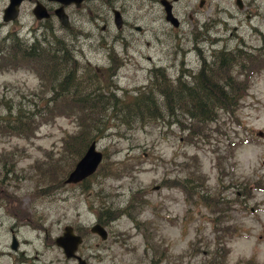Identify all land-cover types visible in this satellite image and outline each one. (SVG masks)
<instances>
[{"label":"rangeland","instance_id":"obj_1","mask_svg":"<svg viewBox=\"0 0 264 264\" xmlns=\"http://www.w3.org/2000/svg\"><path fill=\"white\" fill-rule=\"evenodd\" d=\"M126 1L124 18L142 33L127 25L118 30L111 21L102 31V22L91 24L85 9L79 14L83 27L76 30L77 39L62 43L72 52L70 66L76 73L87 81L92 78L88 71L101 73L102 86L118 97L155 84L152 69L160 68L169 85L181 70L180 77L189 82L202 61L208 65L218 58L219 49L249 52L264 45V0H243L244 12L218 0L234 18L224 12L228 25L210 34V54L201 49L200 56L188 40L186 0L173 3L180 24L171 31L159 6L149 10L144 0ZM6 2L0 0V22ZM19 18L12 25L24 23L20 36H29L26 28L39 24L31 14ZM13 31L9 24L0 26L1 48L9 43L6 33L13 36ZM52 34L43 32L37 40L46 42ZM113 39L122 58L113 56ZM29 66L21 61L16 68L0 70V115L9 107L30 110L34 105L38 112L47 111L41 97L51 89L35 66ZM247 89L235 113L219 110L216 121L200 125L199 135L193 136L196 127L181 130L172 117L134 129L114 125L97 141L104 153L102 165L80 185L54 188L57 180L50 178L70 167L60 153L63 139L78 132L74 115L46 117L29 138L0 133V264H76L53 243L64 225L83 236L77 254L87 264H264V66L251 75ZM178 119L183 121L180 112ZM228 184L247 195L244 205L225 212L223 222L219 193L227 199L235 195L221 188ZM134 192L137 200L145 201L138 220L149 222L150 242L144 228L124 215L104 226L105 240L89 232L103 207L116 210ZM14 224L15 250L10 249L9 231Z\"/></svg>","mask_w":264,"mask_h":264},{"label":"trees","instance_id":"obj_2","mask_svg":"<svg viewBox=\"0 0 264 264\" xmlns=\"http://www.w3.org/2000/svg\"><path fill=\"white\" fill-rule=\"evenodd\" d=\"M10 35L9 32L4 37L9 41L4 46L6 48L0 47V70L16 68L21 61L29 67L33 64L37 75L51 91L49 95L41 97L42 108L47 109L44 114L38 112L39 107L34 105L30 110L9 107L7 113L0 115V133L8 137L23 135L29 138L33 129L46 117L52 119L55 115H74L77 121L78 132L63 139L60 153L68 158L70 167L58 176L50 177L57 180L53 183L54 188L63 185V177L91 141L97 142L103 138L104 133L114 125L134 129L172 117L181 130L191 131L196 127L193 136L199 135L200 127L216 121L219 110L228 115L235 113L241 97L248 90L251 75L264 66V45L249 52L242 49L219 51V59L208 65L202 61L197 71L189 76V82L180 77L181 70L169 85L160 68L152 69L156 77L155 84L122 98L102 86L104 84L99 81L101 73L91 71L92 78L88 81L76 73L71 67L74 63L71 50L65 48L57 37L52 35L43 44L34 42L31 47L24 49L20 44L21 48L17 47ZM114 72L113 68L108 74L109 79ZM179 112L185 123L179 121ZM135 197L136 192L116 210L103 207L104 212L97 216V222L104 227L124 215L146 232L149 222L138 220L145 201ZM151 237L148 232L144 235L147 242H150ZM245 264L253 262L247 260Z\"/></svg>","mask_w":264,"mask_h":264},{"label":"flooded vegetation","instance_id":"obj_3","mask_svg":"<svg viewBox=\"0 0 264 264\" xmlns=\"http://www.w3.org/2000/svg\"><path fill=\"white\" fill-rule=\"evenodd\" d=\"M64 0H21L18 3V9L16 13V17H14L13 20L0 22L1 25L9 24L14 29L12 39L16 42L17 47H20L18 44H20L24 49L29 48L32 46L34 42L39 43V40H37L40 37H43V32H53V35L55 37H59L60 43L65 42L66 38H70L71 40L77 39L76 36V30L79 31L82 29L83 26L80 24V12L82 10H87L88 21L93 24L94 26L97 25V22H102L100 25L101 30L104 31L107 27H109L110 21L115 25V18L118 22L119 27L115 25V27L118 30H121V27L124 25H127L129 28L135 29L137 32L142 33L143 29L136 24H130L127 23L123 12V7L127 6L126 0H71L69 2H63ZM186 4L184 5V8L188 10V13H186L187 22H189L187 33L189 34L188 40L192 47V49L197 52L200 56L201 49L207 50L208 54L209 50L207 49L206 45H210V34L214 32H222L225 30L226 25H228L227 20H224L222 15H224V12L228 15L227 18H234V14L230 13V10L227 7H223L220 4V1L218 0H186ZM233 4V6L238 9L239 11H245L244 8V2L243 0H228ZM8 2V0H7ZM6 2V3H7ZM146 4H148L149 10L153 8L155 5L160 7V10L163 14V20L165 23H169L170 30L178 29L179 28V19L174 14V11L172 9L173 3L177 2V0H144ZM28 4L27 7L24 4ZM39 7V9L44 10V12L47 14L44 17L37 18L34 16V14H39V12H34L33 10ZM169 8V11H171V14L176 19V26L170 23L168 19L166 20L167 11H165L166 8ZM61 11V14L64 17L65 24H60L57 16L54 14V10ZM3 10V9H2ZM2 12V11H1ZM229 12V13H228ZM31 14L34 19H36L37 24L36 27L28 26L26 29H28L26 33H31L29 36H20L19 35V28L24 26V23L17 24V27L14 28L12 24L17 23L19 21V17L21 15H28ZM248 18V15H244ZM34 24V22L32 21ZM42 23H46V25H42ZM40 26V27H39ZM42 28V30H41ZM233 29L235 27H232ZM57 29L62 30V33L58 36L55 35L54 32L57 33ZM39 30V35L37 34V31ZM164 31V30H163ZM9 33V32H8ZM6 33V35L8 34ZM11 33V32H10ZM12 34V33H11ZM64 35V36H63ZM121 41V38L119 39ZM114 42L115 39L112 40L111 47L113 51V56L123 57V55H120V52H117L114 48ZM44 43V42H43ZM42 43V44H43ZM101 45H104V42H100ZM99 43H97L98 45ZM21 48V47H20ZM218 51H224L227 50L219 49ZM218 56L219 59L220 54L219 52L216 54V57ZM73 60V59H72ZM91 74V71H88L87 75ZM89 178V177H88ZM88 178L82 179L81 182L73 185H80L82 182L87 180ZM1 180H5L3 177H1ZM2 184L0 183V192L3 193ZM221 188L226 190L228 193L232 194L231 192L235 193L234 197L227 199L221 192L219 193L218 197V204L220 205L218 208V213L220 214L219 217H221L223 221V216L226 211L231 210L233 211L236 209V206L238 205H244L243 201L244 194L247 195L245 191H239L237 186H233L232 184H228L226 186L221 185ZM230 188V189H229ZM157 189V188H156ZM229 189V190H228ZM98 219V218H97ZM96 219V220H97ZM101 219V218H99ZM97 222V221H96ZM224 222V221H223ZM99 223V222H97ZM16 227V224L12 225L9 228L10 231V238L14 236V229ZM106 234V232H105ZM81 238H83L82 235H80ZM107 236V234H106ZM100 238V237H99ZM101 239V238H100ZM106 239V238H105ZM101 239V240H105ZM17 242V241H16ZM224 247V246H223ZM85 264H87L86 260Z\"/></svg>","mask_w":264,"mask_h":264},{"label":"water","instance_id":"obj_4","mask_svg":"<svg viewBox=\"0 0 264 264\" xmlns=\"http://www.w3.org/2000/svg\"><path fill=\"white\" fill-rule=\"evenodd\" d=\"M20 1L21 0H8L1 13V18L3 22L13 20L14 17H16V13L18 9L17 5ZM69 1L71 0H64L63 2H69ZM33 11L39 12V14H34V16L37 17L38 19L47 15L44 12V10L39 9V7H36ZM165 11H167L166 20L168 19L170 23L176 26L177 25L175 22L176 19L171 14V11H169V8L167 7ZM54 14L55 16H57L60 24L63 23L65 24L64 21L65 16L61 14L60 9L54 10ZM115 25L119 27L116 18H115ZM101 160H102V153L97 148V143L92 140L91 143L87 146V148L83 151L80 158L73 164V167L65 175L63 183L75 184V183H79L82 179L89 177L95 172ZM89 232L92 234H97L101 239L106 238L105 229L97 222L89 227ZM81 242H82L81 236L74 233L73 227H71L70 225H64L62 227L60 234L56 236L53 240L54 245L62 250L64 258L66 259L74 258L76 264H85L84 259L79 257L77 254V249L81 244ZM16 245H17L16 238L12 237L10 243V249L15 250Z\"/></svg>","mask_w":264,"mask_h":264},{"label":"bare ground","instance_id":"obj_5","mask_svg":"<svg viewBox=\"0 0 264 264\" xmlns=\"http://www.w3.org/2000/svg\"><path fill=\"white\" fill-rule=\"evenodd\" d=\"M53 35V34H52ZM52 35H51V37H52ZM41 44V43H40ZM13 238H15L14 236H13ZM17 241V240H16Z\"/></svg>","mask_w":264,"mask_h":264}]
</instances>
